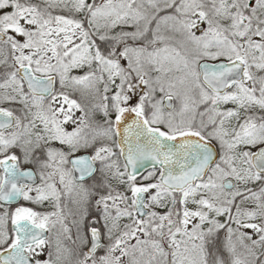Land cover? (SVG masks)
I'll return each instance as SVG.
<instances>
[{
    "label": "snow or ice",
    "instance_id": "1",
    "mask_svg": "<svg viewBox=\"0 0 264 264\" xmlns=\"http://www.w3.org/2000/svg\"><path fill=\"white\" fill-rule=\"evenodd\" d=\"M0 264H264V0H0Z\"/></svg>",
    "mask_w": 264,
    "mask_h": 264
}]
</instances>
